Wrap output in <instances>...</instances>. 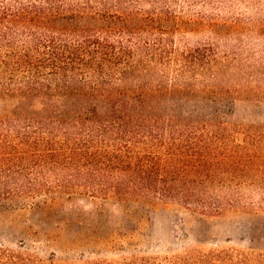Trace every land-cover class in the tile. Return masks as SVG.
I'll return each mask as SVG.
<instances>
[{
	"label": "trees",
	"instance_id": "16d2710c",
	"mask_svg": "<svg viewBox=\"0 0 264 264\" xmlns=\"http://www.w3.org/2000/svg\"><path fill=\"white\" fill-rule=\"evenodd\" d=\"M246 2L264 0H0V96L17 99L0 117V208L66 193L214 216L264 208V147L185 108L213 64L208 47L175 43L237 29L223 12Z\"/></svg>",
	"mask_w": 264,
	"mask_h": 264
},
{
	"label": "rangeland",
	"instance_id": "374dc122",
	"mask_svg": "<svg viewBox=\"0 0 264 264\" xmlns=\"http://www.w3.org/2000/svg\"><path fill=\"white\" fill-rule=\"evenodd\" d=\"M223 14L238 18V28L175 38L177 47H208L213 64L195 78L196 97L185 108L219 114L264 147V2L228 6ZM16 105L0 96V117ZM260 159L264 176V154ZM257 187L264 196V180ZM0 249L11 252L13 264H264V208L214 216L175 203L121 208L80 193L57 194L38 206L0 208Z\"/></svg>",
	"mask_w": 264,
	"mask_h": 264
}]
</instances>
